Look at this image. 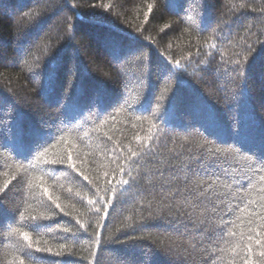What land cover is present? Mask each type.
Segmentation results:
<instances>
[{
    "label": "trees",
    "instance_id": "1",
    "mask_svg": "<svg viewBox=\"0 0 264 264\" xmlns=\"http://www.w3.org/2000/svg\"><path fill=\"white\" fill-rule=\"evenodd\" d=\"M149 3H153L154 12L146 21ZM73 6L78 11H73ZM34 12L40 13L44 20L39 27L32 17ZM203 16L208 21L206 30H201L203 20L199 2L0 0V114L5 116V123L8 122L7 114L15 112L26 129L39 127L59 139L57 128L61 126L62 117L56 99L62 95L64 85L58 84L55 96L40 93L53 67L45 61L57 49L60 63L78 72L81 83L90 90L102 89L112 104L94 121L85 112L84 118L68 125L72 131L68 132L67 140L82 150V160L74 157L75 163L92 184L70 170L55 171L45 178L50 192L60 197L58 203L69 213L58 216L53 227H66L76 232L82 224L87 231L81 229L79 239L68 240L53 239L33 231L27 226V220H21L20 212L28 217L47 215L48 210L34 202L26 188L21 190L20 185L13 182L15 186L10 185L4 211L0 212V224L5 225L0 228V264H19L22 255L21 246L25 242L18 234L9 235L11 228L28 232L35 247L48 246L59 251L61 244L66 245L65 250L74 253L73 264H129L145 259L151 264H204L209 255L210 264H243L245 258L253 262L258 259L259 252L264 249L255 244V239L259 238L257 233L264 234V220L259 219L264 210L257 207L256 201L264 195V181L260 180L264 173L251 174L249 184L243 188L234 184L230 189L217 185L214 191L228 193L224 207L231 214L211 216L208 226L221 227L215 228L211 237L202 239L196 231H185L161 210L160 189L152 188L149 183L156 178L145 176L146 170L153 165L141 163L138 168L127 160L131 151H138L149 136L153 139L148 143L157 149L162 160L170 155V150L186 152L192 147L195 151L196 145L205 140L211 142L207 147H226L232 140L229 129L234 130L238 121L245 127L246 146H258L264 138V52H261L264 0H208ZM219 20L232 24L231 30L227 25L217 27ZM72 23L76 25L74 34L68 30ZM165 25L170 27L165 28ZM141 27L142 31L136 33ZM213 28H216L215 33ZM128 33L139 37L138 45H151L141 47L151 58L146 97L135 83L137 66L133 63L121 65L113 59L106 45L109 35L127 45ZM77 48L79 54H76ZM245 56H255L247 73L246 86L233 71L236 65L232 63ZM165 58L180 60L186 69L177 94L179 111L168 123L154 115L156 105L159 103L163 109L170 90L176 86L175 78H167L162 70ZM122 81H127L129 88L125 97L128 105L123 109ZM141 100L138 110L129 106ZM208 114L215 118L211 126L206 120ZM205 127H210L215 134L209 135ZM77 136L83 138V143L74 139ZM137 136L140 141L135 139ZM3 142L7 143V132ZM50 143L53 145L50 159L66 147L64 143L57 144L55 139ZM84 153H88L86 159H83ZM117 155L120 159L113 164ZM249 157L251 153L241 152L229 159L235 170L244 174L249 167ZM18 163L27 165L28 161L0 150V186L11 178ZM120 163H123L125 174L117 167ZM129 171L131 176L127 175ZM121 179L130 181L127 191H121L117 185ZM221 184H232V181L222 180ZM109 199L113 200L112 205L106 204ZM101 200L105 203H100ZM17 207L20 212L15 213L13 219L10 210ZM225 220L228 221L226 226L223 225ZM221 230L223 238L218 235ZM230 232L236 235L231 236ZM249 234L254 237L252 241L247 240ZM129 236L143 237L142 244L150 245L151 252L146 247L129 249L123 246L121 242ZM95 240H100L101 244L97 246ZM249 243L252 253H247ZM24 259L25 264H34L27 257Z\"/></svg>",
    "mask_w": 264,
    "mask_h": 264
},
{
    "label": "snow or ice",
    "instance_id": "2",
    "mask_svg": "<svg viewBox=\"0 0 264 264\" xmlns=\"http://www.w3.org/2000/svg\"><path fill=\"white\" fill-rule=\"evenodd\" d=\"M67 2V0H65ZM182 3L199 2L201 4V16L203 20V26L201 30H206L208 26L207 18L203 16V10L207 6L208 0H181ZM101 7H108L107 5H101ZM244 7L243 4L240 5ZM148 13L145 14V20L149 18V14L154 12L153 3L147 5ZM73 11H78L73 6ZM35 25L39 27L44 23V20L40 13H32ZM227 25L229 30L232 28V24H227L223 20H219L217 27ZM165 28L170 27L165 25ZM68 30L70 33H75V23L69 24ZM141 28L136 29V33H140ZM213 32H216V28H213ZM139 37L135 33L127 34V45L121 43V40L114 36L106 37V45L113 55V59L119 62L121 65L133 63L137 66L138 74L135 78L136 86L144 91L145 97L149 90V80L151 72V58L150 54L143 53L141 47H151V45H138L136 42ZM171 46V45H170ZM214 47V45H213ZM251 51V49H247ZM261 52H264V44L261 45ZM59 49L48 56L45 64H52L53 67L47 75V80L42 84L40 93L44 96H55L58 91V84L64 85L62 95L56 99V105L59 109V113L62 117L60 119V127L57 128V134L59 139L48 132L43 131L39 127L25 128L20 122L15 112L7 114V123H5V116L0 114V150H7L11 155L18 159L27 160V165L18 163L15 166V170L12 172L11 178L5 180L3 185L0 186V212L4 211L5 198L11 191L13 182L20 185L21 190L27 189L34 202H37L40 207L48 210V214L30 215L24 217L20 212L19 207L10 210V214L15 219V213L20 212L21 220H27L28 227L35 232H40L44 235L53 237V239H79L83 229L87 231L84 225H80L76 232H72L69 228H55L57 217L61 214L67 216L68 212L65 208L58 203L60 197L53 195L49 187L46 186V177H51V173L55 171L70 172L77 176L83 177L84 181H88L92 184V181L88 176L84 175L80 171V167L77 166L75 160H82L81 149L77 148L74 143L67 140L68 132L72 129L68 128V125L75 124L78 120L84 118L85 112L88 113V118L98 119L112 104L109 102L106 93L102 89L90 90L80 81L79 73L74 72L72 67L62 65L58 60ZM76 54H79V48H77ZM242 53H238L240 55ZM188 60V57H184ZM255 61V56H245L243 60L237 59L232 61L236 68L233 69L236 75L245 81L247 84V73ZM167 78H175L176 86L170 90L167 103L161 109V105H156V113L154 115L157 119L163 120L165 123L169 122L170 117H175L178 114L177 94L181 86V81L184 80L185 66L180 60L171 61L165 58V64L162 68ZM129 90L127 81L121 83L120 99L124 100V104L121 105V109L128 105V100L125 98L126 93ZM166 91H169L166 89ZM164 99L163 96L160 97ZM141 101H137L135 105H129L135 109H139ZM2 107V102H0ZM206 120L209 126L215 124V118L212 114L206 116ZM205 131L209 135L215 133L210 130V127H205ZM7 132V143L3 142ZM229 134L232 137L231 144L226 147L214 146L207 147L211 142L205 140L203 143L196 145L194 151L192 147H189L185 151H172L170 155L165 159H160L157 149L150 146L148 142L152 141L153 137L149 136L138 151H131V155L127 157V160L136 164L139 168L141 163L150 164L153 167L149 168L145 172V176L155 177L156 179L150 181L152 188H159L161 192L160 207L162 211H166L168 216L172 218L178 226H182L185 231L193 230L201 236L202 239L211 237L215 228L221 226L209 227V221L211 216L215 215H230V210L224 207V200L227 196V192L214 191L217 185L230 189L232 185L237 187H245L249 184L251 174L257 172L264 173V138L261 139L258 146H246L247 135L245 127L242 122H237V127L232 130L229 129ZM219 138V137H217ZM56 140V143H64L66 145L63 152L57 155L55 158H49L50 148L53 146L50 141ZM83 143L82 137H75ZM108 139H111L110 137ZM140 141L141 138L137 136L135 138ZM160 137L157 136L156 140L159 142ZM186 143L191 145V141L185 138ZM122 151V150H120ZM241 152L251 153L249 160V167L247 172L241 174L234 168L233 161L229 159L234 153L238 156ZM88 153L83 154V159H86ZM75 157V160H74ZM120 159L119 155L113 159V164H116ZM253 165H259V167H253ZM2 167V166H0ZM121 174H125V168L123 163L117 164ZM7 175V173H6ZM131 176V171L127 173ZM75 178V177H73ZM135 178H133L134 180ZM231 180L232 184L223 185L222 180ZM260 180L264 181V174L260 175ZM111 185V181H109ZM117 185L120 186L121 191H127L130 187V181L128 179H121L117 181ZM70 192L71 189H68ZM115 195V189H113ZM19 194V193H18ZM93 203V201H89ZM100 203H105L103 200ZM107 205H112L113 200L109 199L106 202ZM257 207L264 210V195L260 196V199L256 201ZM100 211L99 208L96 209ZM107 211V209H106ZM260 220H264V215L259 217ZM228 221H223V225L226 226ZM191 225V228H189ZM5 225L0 224V228ZM128 227H131L129 225ZM139 230V229H135ZM20 235L25 242L21 246V258L19 264H25L24 257L33 261L34 264H73L71 257L74 253L69 249H66V245L61 244L59 251H54L52 247H35L28 232H21L19 228H11L9 235ZM223 238V230L218 233ZM229 235L235 236V232H230ZM259 238L255 239V244L264 249V234L257 233ZM91 239V237H89ZM2 239V238H0ZM143 237L129 236L128 239L122 241L123 246L129 249L136 248H148L151 252L150 245H143ZM243 240L244 238L241 237ZM254 239L253 235L247 236L248 241ZM95 244L99 246L100 240H95ZM171 251V249H170ZM252 245H247V253H252ZM59 258V259H56ZM211 255L205 260L204 264H210ZM129 264H151L149 259L129 262ZM243 264H264V251H260L258 259L254 262L248 258L244 259Z\"/></svg>",
    "mask_w": 264,
    "mask_h": 264
}]
</instances>
